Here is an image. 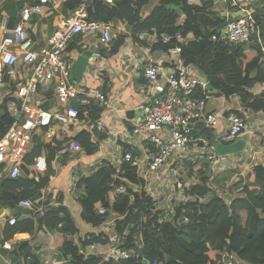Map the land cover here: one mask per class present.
<instances>
[{
	"label": "built area",
	"instance_id": "built-area-1",
	"mask_svg": "<svg viewBox=\"0 0 264 264\" xmlns=\"http://www.w3.org/2000/svg\"><path fill=\"white\" fill-rule=\"evenodd\" d=\"M76 1L77 7L55 25L48 45L40 49H32V43L22 24L11 30L1 27L0 117L6 116L10 124L0 137V183L4 179L26 177L24 160L34 148L36 138L45 145H53L57 139L61 145L55 157L80 162L78 159L86 154L75 140L80 133L89 132L93 145L115 141L120 135V132L111 131L107 127L106 120L109 121L112 117V107L107 95L96 88H85L71 79L73 60L67 56V48L74 37L99 35L106 44L113 39L111 24L89 20L86 8L92 0ZM102 1L107 5L114 2ZM196 1L198 0H190V4L195 5ZM48 2L49 0H39L42 5ZM230 4L236 9V17L231 18L228 13L222 14L225 25L211 40L232 46L249 45L256 41L263 49L253 8L242 0H232ZM33 11H38V7H25L20 13L21 22H28ZM182 19L183 17L178 21L179 25ZM128 38L139 50L144 81L143 104L139 107L138 115L129 120V141L115 144L114 155L113 148L111 149L113 157L98 160L95 168L98 169L105 162L114 171L113 179L119 184H113L109 193L110 201L118 195L132 199L134 194L143 192L151 200V217L157 215L158 224L172 223L178 205L187 202L200 204L207 199L188 193L190 187L196 185L179 180L178 170L174 169L177 163L184 164L193 159L204 160L208 166V175L212 178L222 171L236 169L230 167L241 162L245 150L239 154L219 156L214 152L213 145L216 142L230 144L236 141L245 133L247 123L244 116L236 113L237 110H228L225 116L207 111L208 101L214 93L208 89V80L197 67L183 62L180 57L181 47L175 46L167 51L152 50V46L158 42L167 44L170 40L168 36L141 32L135 39L130 34ZM193 40L190 34L185 38L179 34L176 36L179 45ZM80 107L102 108L105 114L91 122L86 110L80 117ZM221 119L226 121V127L217 133L215 129ZM204 130L212 131L213 140L195 137V133L201 134ZM94 137L96 141H93ZM261 157L264 162V149ZM173 164V168H170ZM123 165L134 169L142 185L136 186L122 177ZM82 167L84 165H77L72 174L77 175ZM46 169V158H37L35 170L45 172ZM129 189L131 192H128ZM213 193L220 197L217 192ZM18 208L30 209L32 203L28 200L20 201ZM107 211L100 204L96 205L98 215L105 216ZM179 220L187 221L185 217ZM15 222L14 218L7 219L10 226ZM107 223L112 228V235L109 234L112 243L103 245L101 251L98 250L100 246L92 245L89 253L81 254L86 258L89 254L97 253L103 261H112L114 264L139 257L143 248L142 238L137 236L134 239V249H126L123 247L124 238L116 233L115 219L110 223L106 222V226ZM2 249L10 251L11 246L4 242ZM237 261L235 253L224 249L214 264H237ZM143 264L157 262L144 260Z\"/></svg>",
	"mask_w": 264,
	"mask_h": 264
},
{
	"label": "trees",
	"instance_id": "trees-1",
	"mask_svg": "<svg viewBox=\"0 0 264 264\" xmlns=\"http://www.w3.org/2000/svg\"><path fill=\"white\" fill-rule=\"evenodd\" d=\"M113 1L112 5H107L102 0H92L86 8L89 20L105 24L125 23L132 39L141 32L168 36L170 40L167 44L158 42L152 46V50L167 51L180 46L183 62L197 67L211 84V91L215 95L224 98L235 95L239 97L244 109L243 112H236L239 116L242 117L244 112H264V90L256 93L250 91L256 84H264L261 48L256 41L237 46L212 41L213 35L217 36L220 28L225 25V19L216 16L214 1L201 0L195 5L190 4V0ZM153 1L155 6L143 15V10ZM259 4H264V0H259ZM77 5L76 0H71L66 8L73 11ZM254 13L260 36L264 39V7L257 5ZM181 17L183 19L179 25ZM178 34L183 38L190 34L194 40L179 45L176 41ZM128 37L118 35L112 39L109 43L112 55H119ZM82 44L80 35L74 37L67 51L80 50ZM78 110L80 117L86 110L91 122L105 114L102 108L80 107ZM9 124L10 120L6 116L0 117V137ZM195 137L211 141L214 135L212 131L204 130L201 134L195 133ZM75 140L88 157L95 154L97 147L91 143L89 132L80 133ZM35 142L34 148L24 160L26 177L4 179L0 183V209H17L18 203L23 200L32 203V208L25 212L30 215L29 219L16 221L12 226L4 225L1 245L16 234L32 235L37 229L46 230L57 233L54 247L63 258L68 259V264H114L93 255L85 258L78 246L68 239L77 235L79 228L68 209L62 205V195L55 199L59 203L57 206L50 205L53 202L50 198L45 202L41 200L43 190L49 182L51 162L60 145L53 149L38 138ZM43 154H46L47 169L45 172H38L35 170V160ZM187 165L192 167V164ZM207 169L208 166L204 164L203 170H197L201 174L200 182L191 186L188 191L190 195L207 199L200 204L187 202L178 205L172 223L158 224L157 215L151 217V200L143 192L134 194L132 199L118 195L110 201L109 193L113 184L118 181L113 179L112 168L104 162L91 176L79 183L83 187V194L79 199L80 218L96 229L105 222L109 212H113L116 216L115 230L120 238H124V248L134 249V239L137 236L142 238L141 255L117 264H143L144 260L156 261L157 264H214L224 249L235 253L246 264H264V165L253 168L254 182L244 185L242 197L233 199L228 204L211 191ZM122 170L123 178L136 186L142 185L134 169L123 165ZM240 184L238 182L234 186ZM97 204L108 210L105 216L96 213ZM181 217H185L187 221L179 220ZM107 240L103 239L102 233L86 234L81 241V248L106 245Z\"/></svg>",
	"mask_w": 264,
	"mask_h": 264
},
{
	"label": "crops",
	"instance_id": "crops-1",
	"mask_svg": "<svg viewBox=\"0 0 264 264\" xmlns=\"http://www.w3.org/2000/svg\"><path fill=\"white\" fill-rule=\"evenodd\" d=\"M69 1L71 0H49L47 4L42 5L39 3V0H0V38L2 26L11 30L16 25L22 24L32 43V49H40L48 45L55 25L74 11H70L66 8V4ZM231 1L232 0H226V2L214 1L217 8V17L221 18L222 14L225 15L226 13L229 15L235 13V9H233L230 4ZM242 1L247 2L254 11L257 10V5H259L260 8L264 7V4H259V0ZM200 2L201 0L196 1L197 4ZM35 6L38 7V11H33L31 13L28 22H21V11L25 7ZM150 10H143V15H146ZM111 25L113 27V39L118 35L129 36V29L125 23L117 22L115 24L111 23ZM115 31L117 32L115 33ZM262 41L263 49H261V52L263 53V57L260 58V61H264V39H262ZM82 43L80 50L67 51V56L74 60L82 51H89L92 54V59L87 66V71L83 76L81 84L85 88L99 89L107 95L108 103L112 107V117L109 121L106 120L107 127H109L111 131L120 132V135L115 141H110L108 143L103 142L100 145L96 144L97 153L92 157H88L87 154L81 155L78 161L83 163L84 167H82L75 176L71 172V163L75 161H70L66 157H55L50 165L51 174L49 176V182L43 190V198L41 200L45 202L47 198H50L53 201L50 205L57 206L59 203L56 202V197L58 195L63 196V202L61 203L68 209L79 228L78 234L68 239L78 246L80 253H89L90 246L88 247L89 251L87 248H81V241L84 236L90 233H102L103 239H108L106 245H109L112 243L109 236L110 226L108 223L106 226L104 222L101 227L94 229L81 220L79 199L83 194V187L79 183L82 179L91 176L97 170L95 167L98 164L96 163L98 160L100 161L113 157L114 149H116L113 147L115 144H124L129 141L131 137L129 133V120L138 115L139 107L143 104L142 85L144 81L142 78V66L139 63V50L135 47L134 42L130 38H126V43L123 45L118 56L111 54V46L104 43L99 35L97 37H82ZM262 90H264V84H256L250 91L256 93ZM228 110L244 111L239 97L235 95L231 98H224L223 96L213 94L208 101L207 111L209 113L215 112L225 116ZM243 116L247 123V129L237 140L244 139L246 141L245 152L242 155L244 161H242V159L241 162L235 163L233 167L230 168L236 169L229 168L230 170L227 171H235L236 173V171L238 172V166L242 169L249 166L251 168V175L247 183L240 180L239 182H241V184L239 186L229 187V190L219 192V186H223L225 182L223 175H225L224 173L227 171H222L213 178L209 176L211 191L217 192L226 204L230 203L233 199L242 197L244 185H249L254 182L253 168L255 166L264 165L261 157L262 150L264 149V112H244ZM225 123L226 121L221 119L215 131L217 133L222 132L226 127ZM95 137L98 138L97 136ZM96 138L93 141H96ZM57 145L61 144L56 139L53 145L48 144V147L56 149ZM112 148L113 155L111 152ZM42 156L46 158V154ZM95 158L97 159L96 161ZM242 169H240V172ZM43 208L44 205L42 209ZM30 209H0V259L2 264H68V259L63 258L54 247V242L57 239L56 232L37 229L32 235L25 233L16 234L11 240L7 241L11 246V250L2 249L1 232L3 231L4 225L7 224V219L14 218L17 222L29 219L30 215L25 212ZM42 209H40V211H42ZM81 230L83 232H81ZM96 246L101 247L98 249L100 251L104 248L102 244ZM93 256L99 257L97 253ZM237 264L246 263L238 259Z\"/></svg>",
	"mask_w": 264,
	"mask_h": 264
},
{
	"label": "rangeland",
	"instance_id": "rangeland-1",
	"mask_svg": "<svg viewBox=\"0 0 264 264\" xmlns=\"http://www.w3.org/2000/svg\"><path fill=\"white\" fill-rule=\"evenodd\" d=\"M154 6H155V2L153 1L145 8V10H147V9L150 10ZM116 32L117 31H115V33ZM97 157H99V156H97ZM96 158H95V161L97 160ZM188 162L189 163H187V164H192V167L188 166L187 164L184 165L182 163H177V166L174 169L178 170L179 180L181 179V180H183V181H185V182H187L189 184L198 185L199 182H200L201 174L199 172H197V170L198 169L199 170L200 169L203 170V166L206 163H205L204 160H195V159H193L191 161H188ZM77 165L82 166L83 163H80V162L71 163V167H72L71 172L75 171V167ZM173 166H174V164L170 168H173ZM240 169H242V168L238 166L237 167L238 172L236 171V173H235V171H227V172L224 173L225 175H223V179H224L225 182H224L223 186H219V192H224V190H229V187H235L234 184L238 183L240 180L245 181L247 183V181H248V179H249V177L251 175V168L248 166L247 168L242 169L241 172H240ZM240 173H242V174H240ZM205 174H206V171H205ZM78 176H80V175H78ZM219 180H221V179H219ZM227 183H228V185H227ZM220 194H222V193H220ZM114 219L116 220V216L114 215V213L113 212H109V216L107 217L105 223L106 222L110 223ZM111 229L112 228L109 227V230H111ZM81 232H83V231L81 230ZM109 234L112 235V231H109ZM87 250L89 251L88 248H87Z\"/></svg>",
	"mask_w": 264,
	"mask_h": 264
},
{
	"label": "water",
	"instance_id": "water-1",
	"mask_svg": "<svg viewBox=\"0 0 264 264\" xmlns=\"http://www.w3.org/2000/svg\"><path fill=\"white\" fill-rule=\"evenodd\" d=\"M236 13L232 14L233 18L236 17ZM92 59V54L89 51H82L79 53L76 58L72 62L71 68V79L76 84L81 83L83 80V76L87 71V66ZM208 89L211 90V84L208 83ZM246 148V141L244 139H240L234 141L230 144H223L220 142H216L213 145L214 152L219 156L239 154L243 152Z\"/></svg>",
	"mask_w": 264,
	"mask_h": 264
}]
</instances>
